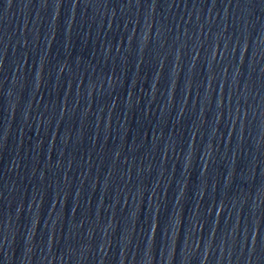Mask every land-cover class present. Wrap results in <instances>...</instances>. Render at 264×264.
<instances>
[{
	"label": "water",
	"instance_id": "1",
	"mask_svg": "<svg viewBox=\"0 0 264 264\" xmlns=\"http://www.w3.org/2000/svg\"><path fill=\"white\" fill-rule=\"evenodd\" d=\"M0 264H264V0H0Z\"/></svg>",
	"mask_w": 264,
	"mask_h": 264
}]
</instances>
